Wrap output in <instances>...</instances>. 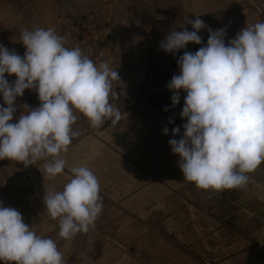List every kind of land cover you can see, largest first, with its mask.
Masks as SVG:
<instances>
[{
	"label": "clouds",
	"instance_id": "1",
	"mask_svg": "<svg viewBox=\"0 0 264 264\" xmlns=\"http://www.w3.org/2000/svg\"><path fill=\"white\" fill-rule=\"evenodd\" d=\"M192 31L181 27L160 42L159 49L175 54L189 43L200 45L199 31L205 23L190 20ZM206 45L195 53L185 51L177 61L179 74L167 88L172 105L186 93L180 113L183 135L169 140L179 156L183 180L197 190L221 192L243 188L251 173L264 163V21L245 26L227 45L225 29H208ZM23 56L0 46V160L26 167L44 160L49 180L62 174L76 113L90 127L121 120L113 89L119 73L104 61L97 65L79 46L67 47L52 27L23 29ZM15 76L12 83L6 79ZM35 90L40 105L27 109L15 122L16 99ZM166 110V109H165ZM167 134L168 129L163 130ZM180 128L172 130L173 137ZM62 190L44 193L49 218L58 221V236L71 240L95 227L103 209L97 176L86 165L73 166ZM44 179V177H43ZM0 262L3 264H65L63 253L52 238L38 235L24 223L15 208L0 205Z\"/></svg>",
	"mask_w": 264,
	"mask_h": 264
},
{
	"label": "crops",
	"instance_id": "2",
	"mask_svg": "<svg viewBox=\"0 0 264 264\" xmlns=\"http://www.w3.org/2000/svg\"><path fill=\"white\" fill-rule=\"evenodd\" d=\"M93 11L99 13L101 31L109 46L114 38L115 53L95 63L99 65L106 61L119 73L120 83L113 84L118 100L112 97L111 102L121 110V120L116 124L106 121L101 127L93 128L77 112L73 131L90 130L99 137L104 134V140L106 136L113 140L114 150H123V153L129 150L130 157L136 160L143 156L146 160L172 159L179 165L180 158L172 153L169 140L176 127L180 128L176 137L180 139L183 135L187 120L181 119L180 113L186 93L181 90L180 100L173 106V93L167 88L173 75L179 74L177 61L185 51L195 53L206 45L208 29H225L227 45L245 26L264 21V0H0V46L10 50L11 39L16 38V51L23 56L25 47L21 43V31L52 27L71 48L76 20ZM197 17L205 23V28L198 33L202 37L200 45L189 43L175 54L159 49L168 33L180 31L182 26L192 31L190 20ZM165 128L167 134L163 132ZM168 164L172 168L160 160V174L152 176L141 172V178L183 181L180 168L174 167L177 164ZM249 175L250 180L243 188L221 192L209 190L218 197L228 193L236 195L235 222L241 218V228L246 231H242V236L248 237L233 243V251L237 252L226 260L227 264H264V163ZM149 188L153 194L169 191L163 184ZM192 188H196L194 184ZM21 195L11 185L3 186L0 188V205L15 208L25 220L34 222L33 211L17 205L23 201L26 205L27 197L30 199L31 196L25 193L21 201Z\"/></svg>",
	"mask_w": 264,
	"mask_h": 264
},
{
	"label": "rangeland",
	"instance_id": "3",
	"mask_svg": "<svg viewBox=\"0 0 264 264\" xmlns=\"http://www.w3.org/2000/svg\"><path fill=\"white\" fill-rule=\"evenodd\" d=\"M11 42L10 50L17 52L16 38ZM5 76L9 83L14 82L15 76ZM37 98L35 90H25L17 97L12 122L27 112L23 106L38 108ZM3 103L0 96V105ZM112 142L90 130L73 136L67 152L61 153L65 169L53 180L45 175L44 160L27 167L0 160V188L11 185L16 193L21 192V201L25 193L31 196L26 205L24 201L17 203L34 213V222L24 219V223L38 235L55 240L65 264H227L226 260L237 252L233 251V243L248 238L242 236L246 231L241 228V218L235 222L236 195L214 196L209 190L193 189L192 183L184 180L141 178V172L160 174V160L170 168L168 163L178 161L146 160L145 156L136 160L129 150H114ZM80 165H86L97 176L103 209L94 228L64 240L58 236V221L51 220L44 210L43 197L49 190H62L71 178V167ZM174 167L178 169L179 165ZM160 184L169 191L150 193L149 187Z\"/></svg>",
	"mask_w": 264,
	"mask_h": 264
},
{
	"label": "built area",
	"instance_id": "4",
	"mask_svg": "<svg viewBox=\"0 0 264 264\" xmlns=\"http://www.w3.org/2000/svg\"><path fill=\"white\" fill-rule=\"evenodd\" d=\"M98 12H89L76 20L73 26L76 35L72 38V47L79 46L84 55L94 62L109 57V42L101 31Z\"/></svg>",
	"mask_w": 264,
	"mask_h": 264
},
{
	"label": "water",
	"instance_id": "5",
	"mask_svg": "<svg viewBox=\"0 0 264 264\" xmlns=\"http://www.w3.org/2000/svg\"><path fill=\"white\" fill-rule=\"evenodd\" d=\"M111 46H110V50H111V54L115 53V42H114V38L112 37L111 40Z\"/></svg>",
	"mask_w": 264,
	"mask_h": 264
}]
</instances>
